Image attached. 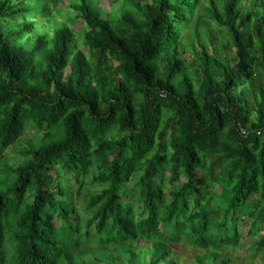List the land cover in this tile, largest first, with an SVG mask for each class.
I'll return each mask as SVG.
<instances>
[{
    "label": "trees",
    "instance_id": "obj_1",
    "mask_svg": "<svg viewBox=\"0 0 264 264\" xmlns=\"http://www.w3.org/2000/svg\"><path fill=\"white\" fill-rule=\"evenodd\" d=\"M64 1L0 0V159L42 134L0 168V264H256L264 0H122L107 18Z\"/></svg>",
    "mask_w": 264,
    "mask_h": 264
},
{
    "label": "rangeland",
    "instance_id": "obj_2",
    "mask_svg": "<svg viewBox=\"0 0 264 264\" xmlns=\"http://www.w3.org/2000/svg\"><path fill=\"white\" fill-rule=\"evenodd\" d=\"M70 0H65L64 3H69ZM99 7L101 9V14L104 18H107L114 10H118L121 8L122 0H98ZM198 10L200 15H201V21L197 24L194 22L191 25V30H195V28L198 27V33L200 34V37L202 41L208 46L209 51L213 50V45L210 43V38H211V33L209 32V29L212 30V33L216 38L219 39L218 36V30L216 25H214L213 22L207 18L205 11L201 10V7ZM65 12L62 15H58V18L62 20H67V10H64ZM50 14V12H49ZM117 16H120V13L117 14ZM207 24L209 28L207 27ZM78 31H79V37L82 38L84 36V32L81 30L82 25L78 24L74 26ZM220 40H218L219 43ZM219 45V44H218ZM217 45V46H218ZM187 57L190 58L189 55ZM41 133L37 132L36 130L33 129H28L26 130L25 134L23 135L21 139V144L16 143L14 146L10 147L5 154V157L3 160L0 159V168L3 166L4 163L12 162L16 159L21 160V157L19 156V150L23 147H26L29 144H36L38 142V138L41 137ZM7 157V159H6ZM126 200V198H125ZM248 246H245L244 249L247 250ZM248 255V254H247ZM250 255V254H249ZM242 257V255H241ZM244 257H246V254H244ZM242 261L245 260V258H241ZM240 259V260H241ZM245 262V261H244ZM256 264H264V253L257 256L254 260Z\"/></svg>",
    "mask_w": 264,
    "mask_h": 264
}]
</instances>
